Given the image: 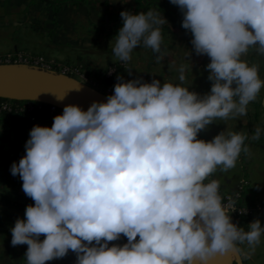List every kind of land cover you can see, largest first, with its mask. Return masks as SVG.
Returning <instances> with one entry per match:
<instances>
[{
  "label": "clouds",
  "instance_id": "1",
  "mask_svg": "<svg viewBox=\"0 0 264 264\" xmlns=\"http://www.w3.org/2000/svg\"><path fill=\"white\" fill-rule=\"evenodd\" d=\"M169 2L182 13L191 52L209 58L210 90L190 91L184 65L179 83L118 75L105 101L87 110L65 105L51 127L34 125L25 154L10 166L34 202L10 229L12 246L27 245L26 264L69 251L75 264H210L217 254L250 257L261 243V221L247 231L233 223L220 180L208 178L234 168L249 151L245 140L264 129L249 137L225 126L211 140L198 137L217 120L245 117L264 88L259 66L243 58L250 50L264 57V0ZM120 17L113 55L127 63L145 47L162 62L165 17L153 10Z\"/></svg>",
  "mask_w": 264,
  "mask_h": 264
},
{
  "label": "crops",
  "instance_id": "2",
  "mask_svg": "<svg viewBox=\"0 0 264 264\" xmlns=\"http://www.w3.org/2000/svg\"><path fill=\"white\" fill-rule=\"evenodd\" d=\"M132 13L153 10L167 20L160 25L162 48L168 55L157 63L150 48L137 47L132 60L121 62L112 53L115 35L122 27L120 12ZM182 13L169 0H0V58L18 62L19 57H43L57 64L69 65L83 71L80 81L95 89L113 90L117 76L125 80L142 76L146 82L153 78L179 83V67L185 66V84L192 82L190 91L204 94L210 90L206 55L191 52V34L181 27ZM188 51L191 55L188 56ZM249 64L259 66L264 79V57L251 50L243 57ZM174 62V63H173ZM132 72V76L128 72ZM61 114V113H59ZM58 115V114H57ZM246 120L247 124H243ZM53 117L38 120L0 119V264H26L27 245L12 246L11 227L25 207L34 202L22 190V180L10 173V166L25 154V142L34 125L51 127ZM243 130L249 137L255 128L264 129V88L257 99L248 105L247 115L227 121L217 120L199 133L200 139L211 140L225 129ZM248 152H241L236 166L227 172H216L208 178L220 180L224 194L243 189L242 204L252 211L248 224L259 219L264 226V132L259 139H246ZM208 182V181H205ZM43 239V235L41 236ZM126 238L109 242L122 244ZM242 252L247 244L238 245ZM244 264H264V237L250 257L241 255ZM75 253L45 264H75Z\"/></svg>",
  "mask_w": 264,
  "mask_h": 264
},
{
  "label": "water",
  "instance_id": "3",
  "mask_svg": "<svg viewBox=\"0 0 264 264\" xmlns=\"http://www.w3.org/2000/svg\"><path fill=\"white\" fill-rule=\"evenodd\" d=\"M9 65L24 64H2L0 68ZM69 88L71 92L68 91ZM107 96L87 83L63 74L40 72V75L0 76V99L35 102L56 107L61 111L69 104L79 105L87 110L93 101H105ZM221 255L213 257L210 264H221ZM233 255L238 264H244L241 254Z\"/></svg>",
  "mask_w": 264,
  "mask_h": 264
},
{
  "label": "built area",
  "instance_id": "4",
  "mask_svg": "<svg viewBox=\"0 0 264 264\" xmlns=\"http://www.w3.org/2000/svg\"><path fill=\"white\" fill-rule=\"evenodd\" d=\"M11 59L0 60V64H12ZM17 64H24L30 66L42 73H57L63 74L69 77L76 78L78 80L84 79L85 75L79 68L70 67L67 65L57 64L53 61L47 60L43 57H19ZM113 90H108L107 95L112 94ZM43 104L35 102H18L12 100L0 99V115L3 113H19L31 116L34 112L43 111ZM60 110L56 107L50 106L47 111L48 117H54L59 114ZM219 194L222 197V203L228 205L230 202L231 207L227 208V212L231 215L232 222L239 226V221L242 217H250L252 211L242 204L243 189H240L234 194H224L219 190Z\"/></svg>",
  "mask_w": 264,
  "mask_h": 264
},
{
  "label": "trees",
  "instance_id": "5",
  "mask_svg": "<svg viewBox=\"0 0 264 264\" xmlns=\"http://www.w3.org/2000/svg\"><path fill=\"white\" fill-rule=\"evenodd\" d=\"M12 64H17L16 62H13ZM44 110L43 111H37L31 114V116H28L24 113H3L0 115L1 120H22V119H32V120H38L40 118L48 117L47 111L49 110L50 106L43 105ZM247 219L248 217H242L239 221V227L243 228L245 231H247Z\"/></svg>",
  "mask_w": 264,
  "mask_h": 264
},
{
  "label": "bare ground",
  "instance_id": "6",
  "mask_svg": "<svg viewBox=\"0 0 264 264\" xmlns=\"http://www.w3.org/2000/svg\"><path fill=\"white\" fill-rule=\"evenodd\" d=\"M9 75H35V74L29 72L28 68L23 65H9L0 68V76H9ZM68 91L71 92L70 88L68 89ZM232 258H233V253L231 252L227 254H222L221 264H231Z\"/></svg>",
  "mask_w": 264,
  "mask_h": 264
},
{
  "label": "rangeland",
  "instance_id": "7",
  "mask_svg": "<svg viewBox=\"0 0 264 264\" xmlns=\"http://www.w3.org/2000/svg\"><path fill=\"white\" fill-rule=\"evenodd\" d=\"M4 59H5V58H4ZM4 59H3V58H0V60H2V61H3ZM0 65H2V64H0ZM23 66H25V65H23ZM67 66H69V65H67ZM21 67H22V66H21ZM25 67H27L28 70H29V72H31L32 74L40 75V71H38V70H36V69H34V68H31V67H29V66H25ZM70 67H72V66H70ZM25 69H26V68H25ZM104 92L107 93L108 91H104ZM59 113L62 114V111L60 110ZM237 245H239V243H238ZM231 264H238L234 255H233V258H232V262H231Z\"/></svg>",
  "mask_w": 264,
  "mask_h": 264
}]
</instances>
